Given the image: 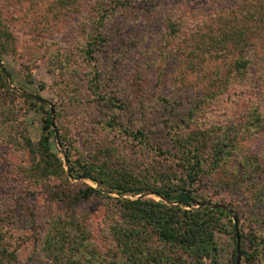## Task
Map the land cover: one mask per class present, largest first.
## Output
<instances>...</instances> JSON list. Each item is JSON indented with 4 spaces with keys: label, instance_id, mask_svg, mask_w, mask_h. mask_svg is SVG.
<instances>
[{
    "label": "rangeland",
    "instance_id": "rangeland-1",
    "mask_svg": "<svg viewBox=\"0 0 264 264\" xmlns=\"http://www.w3.org/2000/svg\"><path fill=\"white\" fill-rule=\"evenodd\" d=\"M89 1L71 0L65 7L60 0H0V71H4L5 78L0 73V117L8 111L7 116L15 125L5 132L0 128V220L3 219L0 227H5L9 241L23 247L22 260L36 254L32 249L40 230L37 228L47 210L46 192L59 184L55 179L38 183L42 180L36 182L25 173L35 160L30 151L16 141L26 133L38 142L46 118L41 106L33 105L32 101L46 104L50 111L53 109L54 125L57 124L55 108L62 109L58 126L78 148L112 146L135 167L146 164L170 167L171 158L161 157L154 148L170 147L171 127L185 123L191 109H195V123L190 122L193 128L233 123L238 130L237 138L231 136L237 143V151L230 165H244L252 173L253 178L237 181L230 174L233 170L225 167L212 181L199 185L213 203L234 212L229 233L218 237L222 263L232 264L235 256L238 259V253L241 261V247L252 252L250 238L264 237V0H244L245 5L243 0L221 2L222 7H232L230 19L233 21L235 17L245 19L247 13L254 31L257 43V48L251 52L254 63L242 79L232 74L228 76L229 65L237 58L236 52L216 51L213 46L211 53L198 50L202 42H198L197 36L217 37L219 28L223 27V22L213 18L214 4L209 5L212 0H123L126 7L107 21L105 31L109 42L100 48L96 61L89 66L79 53L82 37L90 24ZM209 9H212L211 26L204 22H210L205 19V11ZM203 16L204 23L201 22ZM167 18H172L180 27L179 36L164 37ZM206 45L209 47L210 42ZM59 50L71 55L72 81L85 83L82 92L73 83L71 89L75 95L64 93L58 70H48L50 58ZM138 72L147 74L148 80H141ZM98 73L102 75L101 86L105 93L110 96L119 93L123 110L115 111L97 104L93 92L88 90V80L97 82ZM31 75L35 83L30 81ZM225 79L226 84L220 85ZM4 80L8 89L3 87ZM197 104L200 106L196 108ZM254 109L262 114V122L256 125L250 122L254 121L251 117ZM23 113H26L24 127L17 122ZM114 116L117 119L121 116L124 125L135 131L144 129L150 137V146L142 148L132 138H124L118 130L105 128L107 119ZM53 151L67 163L59 136L54 139ZM71 181L104 190L92 181ZM106 195L110 199L120 198L116 194ZM138 197L124 198L135 200ZM143 197L161 200L154 194ZM107 211V202L99 198L85 207L97 238L102 237L100 232L106 226L104 214ZM22 229L26 237L21 236ZM16 231L19 236L13 241ZM240 233L243 238L236 237ZM34 259L26 264H39L36 261L40 258ZM252 264H264V254Z\"/></svg>",
    "mask_w": 264,
    "mask_h": 264
},
{
    "label": "trees",
    "instance_id": "trees-1",
    "mask_svg": "<svg viewBox=\"0 0 264 264\" xmlns=\"http://www.w3.org/2000/svg\"><path fill=\"white\" fill-rule=\"evenodd\" d=\"M225 1L236 0L209 1L210 7L212 2L214 4V20L223 22V27L219 28L217 37H206L207 40L202 39L204 36L198 31V42H202L198 50L211 53L213 46L216 51L236 52L237 58L229 65L228 76L232 74L242 79L254 63L251 52L257 48V43L254 41V31L248 23V14H244L245 19L235 17L233 21L230 19L232 7H222ZM60 2L65 7L71 4V0ZM89 2L90 24L87 33L82 37L79 53L81 59L91 66L96 61L100 48L109 42L108 33L105 31L107 21L117 16L126 5L123 0ZM212 9L205 11L206 17H201V22L205 17L210 19V22L204 21L205 24L212 23ZM165 23L167 30L164 37L173 38L181 34L180 27L172 18H167ZM208 42L210 46L206 47ZM70 60L71 55L59 50L50 58L47 68L50 71L58 70L60 88L64 89V93L66 91L73 95L72 84H76L79 92H82L85 83L72 81ZM0 73L5 79L4 71L1 70ZM138 75L141 80L149 78L144 72H138ZM30 81L35 83L33 75ZM96 81L88 80V90L93 92L97 104L115 111L123 110L121 100L118 99L119 93L110 96L103 91L100 73ZM227 81L221 80L220 85ZM3 87L8 89L6 81ZM32 102L33 105L41 106L46 118L38 142L26 136V133L21 134L16 141L20 147L28 149L35 160L26 168L25 173L36 182L42 180L38 183L55 179L59 184L46 192L47 210L37 228L40 230L36 234L32 249L36 254L22 260L23 247L15 246L9 241L5 227H0V264H26V261H34L36 257L40 258L36 261L39 264H223L218 237L229 233L234 212L213 203L199 185L212 181L220 169L225 167L233 170L230 174L237 181L244 182L253 178L246 166L230 165V159L237 151V143L231 137L238 136V130L233 123L204 129L193 128L190 122L195 123L193 116L196 110L191 109L190 117L185 123L171 127L172 145L167 149L154 148L161 157L171 158L170 167H154L146 163L135 167L115 147L98 145L92 148L91 145L87 150L78 148L62 133L61 126H58V122L61 123L62 109L59 106L55 108L57 124L54 125L47 105L40 101ZM199 106L197 104L196 108ZM7 114L8 111H4L0 117V128L4 132L15 127ZM25 114L19 115L17 119L18 124H23V127L26 126ZM251 117L254 120L250 121L252 125L262 122L259 110L254 109ZM104 126L109 130H118L124 138H132L142 148H148L151 144L144 129L135 131L127 127L121 116L118 119L115 116L107 119ZM22 130L25 132L26 129ZM57 136L59 144L64 148L62 154L67 163L60 154L53 151ZM256 165L257 162H254L253 166ZM71 179L92 181L104 190L83 182L74 184ZM105 191L106 194H116L120 198L110 199ZM146 194H154L161 200L145 199L143 196ZM128 196L140 197L135 200L124 198ZM95 198L108 204V211L104 214L107 222L105 228L101 229V238L95 237L89 224L90 216L85 213V207ZM32 220L36 221L34 217ZM24 230H20L22 234ZM234 230L236 231L235 225ZM17 233L18 231L15 232L13 241L19 236ZM21 236L26 237L25 234ZM237 236L243 238L242 233ZM250 243L254 250L249 252L241 247L240 264H252L264 254V237L254 235L253 239L250 238ZM236 261L237 256L232 264H236Z\"/></svg>",
    "mask_w": 264,
    "mask_h": 264
},
{
    "label": "water",
    "instance_id": "water-1",
    "mask_svg": "<svg viewBox=\"0 0 264 264\" xmlns=\"http://www.w3.org/2000/svg\"><path fill=\"white\" fill-rule=\"evenodd\" d=\"M51 112H53V109H51ZM239 262H240V255H239V253H238V259H237V261H236V264H239Z\"/></svg>",
    "mask_w": 264,
    "mask_h": 264
}]
</instances>
